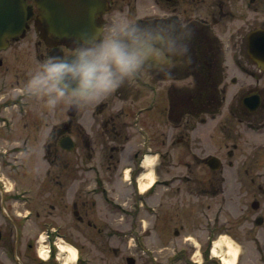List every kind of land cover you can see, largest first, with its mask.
Masks as SVG:
<instances>
[{
	"label": "rangeland",
	"instance_id": "obj_1",
	"mask_svg": "<svg viewBox=\"0 0 264 264\" xmlns=\"http://www.w3.org/2000/svg\"><path fill=\"white\" fill-rule=\"evenodd\" d=\"M127 1L128 0H117L113 9L117 10L121 7L124 9L132 8V3L128 5ZM221 1L227 4V8L224 9L227 11L226 14L232 13L235 15V18L229 22L227 17H223L222 21H227L225 26L219 25L220 23L215 26L219 33L223 34L224 38L228 36V31L230 29L234 30V28H237L241 24L240 20H243L244 17H247L248 21L251 22L247 31L263 25L264 0ZM244 4L248 6L246 10L243 8ZM152 8L153 7L149 5H144L142 8V5L139 4L138 9L144 11L148 9L152 10ZM108 17L118 20L115 23L116 25L111 27L112 29L116 28L118 30L122 25L123 15L115 11L110 13ZM214 17H219L217 6L214 9ZM206 20L208 23H211V18L207 17ZM246 32L242 36H246ZM145 54L146 59L144 62L147 63L149 57H153V55L152 52L148 51H145ZM25 56L23 65H16V67H22L23 69V71L20 70L18 73L23 72L22 75L25 78L26 90L28 93L27 105L29 122L26 128L22 127L20 122H18L16 128L8 131V136L6 135V131L0 127V150L8 151V153H4V156H0V177L3 179L5 185L4 188L1 189L6 190V192L14 188L18 189L19 187L21 191L24 189L29 191L27 194L30 198L29 201L14 206L15 208H19V212L21 213H25V210H30L32 213L30 214L29 224H26L24 228L28 234L22 237L21 233L17 243L13 238V226L11 225V227L8 221H5L3 215L0 214V264H14L9 254L8 259H6L1 252L4 248V240L8 238L9 241L10 234L12 247L15 250L17 249L20 254L24 248L23 245L28 242L29 239L41 233L44 228V226H42L44 221L54 222V224H58V226L61 225V230L65 231L69 238L77 243L83 244L84 248L82 247V250L89 253L88 257L91 264H126V257L128 256L134 257L135 264H189L187 257L193 254V251L200 250V244L201 251H205L208 247L209 243L206 238L199 239L198 237L199 231L202 232L203 226L206 225L207 221H210L213 225H210V227L212 231L214 230V235L221 232L220 236L227 235L228 238L233 240V244L237 247L238 252L237 264H264V226L258 230V244V242L252 241V234H249V229L253 224L249 223L244 218V211L250 200L248 196H245V192L247 191L246 184L248 181L245 170L247 167H249L248 170L254 168L252 164L257 163L254 159V162L250 164L249 161H245V156L248 145L261 144L264 134L260 131H252V133L247 130L244 113L239 109L242 105V98L248 94V91L253 89L259 91L258 89L264 86V81L261 80L264 79L263 72H259L256 66L250 65V67H248L249 73H240L233 65V67H231L229 64H226L227 67H225L226 70L224 71L225 75L223 81V84H228V99L226 102L229 103L226 105L236 107L237 110L236 113L231 115L232 118L228 116L223 117L221 113L219 115L220 117L216 114L214 119L208 115L204 117L207 122H214L217 120L226 122V126H223V130H217V132H213V135L212 124L204 128H199L200 120L197 119L198 114L196 115L199 105L195 99L199 94H202V92L198 93V91L208 90H204L202 84L197 83L193 77H188L181 82L173 83L165 80L153 81L147 70L150 66L141 67L137 71V73L142 75L139 77L142 80L141 83L132 77L121 85V88L127 89V92L124 93L126 94L125 96L122 94V96H116L114 91L98 103L94 102L87 104L89 108L93 109L95 105L97 106L100 103H104L106 106L103 109V117H101V119H106L109 115L116 116V129H120L119 131H121L122 134H128L136 143L142 141L139 132H133L129 127L127 130L126 127L129 124H134L139 121L140 124L142 123L145 125L144 128L146 132L150 130L153 133V147L163 152L167 150L170 153L169 160H165V163L163 162L158 173L159 176L170 179V188L162 189L159 187L156 191L157 196L152 199L150 197V200H152L151 203L153 205L156 203L164 205L163 210L169 209L171 214H165L166 218H162L164 212L162 213V211L159 210V206L157 207L160 213L159 218L144 215L143 218H145L146 222L143 223L140 229L136 221V231H140L138 233L140 239L138 251L134 248V242L128 240L127 235H122L120 240L110 237L109 233H114L115 230L113 226L119 227L116 226L118 223L117 219L101 213L102 211H100L99 206H91L92 199H87L89 194H85L86 187L89 185L91 186V184L94 185L93 179L91 178L93 176L85 172L88 169L87 164L90 162L99 167L103 176L109 179V183L118 179L119 173L117 171L108 170L106 167L108 163L105 162V160L110 153L108 147L117 145L122 142V140L119 139V142L111 143L109 139L110 134L108 133L110 126L103 128L100 124V117H98L97 125L92 124L89 126V123L87 124L86 131H84L83 138L89 142V149H84L82 141L78 139V134H76L73 137L76 142V148L74 150L71 152L58 150V154L62 158V164L68 163L69 167L64 169L63 172L60 167H50L42 159V155L45 154V150L43 151L41 148L42 137L47 136L46 133L49 130L47 126L50 123L52 125L58 121V124L54 127H60L63 121L69 119L68 115L65 113L69 104L62 102L58 104L54 111L47 107V95L29 87V81L40 71V63L35 60L34 51L30 44L29 48L25 50ZM158 63L155 69L164 70L165 68L163 67H165V64L161 61H158ZM9 75L10 73H8V77ZM233 78L236 79V83H231V79ZM208 83L210 84V80ZM171 85L190 89L189 92H187L189 113L185 115L174 104L171 117L172 123H170L167 118V106L169 102L168 89ZM150 87H154L158 91L155 97L149 95L148 89ZM193 92L198 93V95H194ZM215 95L217 97L218 93H215ZM117 97H121L122 100L124 99L126 101H119ZM176 100L177 97H174V103ZM205 102L212 103L213 100L211 98H205ZM137 105H139V107H144L145 110L143 112L144 114H142L141 117L139 116V120L135 121L133 116L136 114L134 113V109H136ZM208 105L209 104L204 103L200 106L207 108ZM147 106L149 111L146 109ZM194 107L196 108L193 109ZM46 124V127H42V125ZM165 125H167V127ZM36 126L39 130L36 129ZM192 126L195 128L191 131L190 127ZM229 127L236 133V138L232 141L226 139L224 135H227L228 132V134L232 136V131ZM168 128L171 129L172 139L171 142H169L170 147L168 146L166 149L162 146L161 141H163L162 133ZM76 130L78 132L81 131L77 125L74 124L73 134L76 133ZM155 134L159 135V137ZM25 138L28 139V142L23 143ZM15 144H23L24 147L27 148V153H23L20 148L11 150V146ZM233 144L237 145L236 149L232 148ZM199 147H202L204 152H199ZM229 150H233V156L231 158L227 155ZM19 151L22 153H19ZM204 153L215 155L221 161L220 171L216 172V175L213 177V171L203 162L202 157ZM90 154H93L92 161L88 159V155ZM15 157L18 159L15 160ZM257 159L258 170H261V158L257 157ZM230 161L233 163L232 166L228 165ZM10 165L12 167H10ZM47 168L53 173L52 176H47L45 174ZM58 172L61 173V176L55 178ZM221 177H225L226 182L222 183L220 181ZM55 180H59L62 185L58 186ZM236 181H239V183H236ZM218 184L221 185V192L212 197L211 192ZM69 187H71L72 190L66 192ZM201 187L204 189H200ZM99 188H102V183L99 184ZM73 189L78 190H76V198L74 197L73 193L75 190ZM198 189L204 193H197L196 190ZM58 191L59 194H57ZM191 192H195L197 195L193 196ZM1 193L5 194L4 200H6L5 207L7 212L10 213V217L15 220L18 228H20L21 226H19L17 220L19 217L15 213L16 210H14V206L11 207L8 202V194L4 191H1ZM85 195L87 197H85ZM223 196L227 197V201ZM145 200L146 203L149 204V200L147 198ZM75 201L78 205L76 208L72 206V203ZM86 204L90 205L89 209ZM81 205L89 211L87 217H90L89 219H91L95 227L93 225L87 226L85 221L79 222L77 217L72 215V211L75 209L78 213L83 212ZM216 205L220 206V216L219 214L213 216L215 214L213 209ZM129 207L130 204L127 208ZM132 209L133 210H129L130 213L136 210V208ZM180 209L186 210L185 216H180L179 212H176ZM146 210H149L148 206H145V210H141L140 215L145 214ZM35 212L39 213V219H35ZM138 218L137 216V219ZM216 218L219 220H216ZM128 219L131 221L130 215ZM150 220L154 221V223L152 224ZM183 221L184 227L182 225ZM130 227L131 225L127 222L123 225L121 231L124 233L125 231L132 230ZM174 230L178 231L177 235L173 234ZM185 236H191L192 242H187V244L184 240ZM218 236L219 234L215 237ZM227 237H224V239H227ZM193 245H196V247H193ZM182 248H184V251L181 250ZM153 250H160L158 252L160 258H154ZM196 251L195 253L197 255H195L197 257L194 256L193 260H200V257H198L199 253Z\"/></svg>",
	"mask_w": 264,
	"mask_h": 264
},
{
	"label": "flooded vegetation",
	"instance_id": "obj_2",
	"mask_svg": "<svg viewBox=\"0 0 264 264\" xmlns=\"http://www.w3.org/2000/svg\"><path fill=\"white\" fill-rule=\"evenodd\" d=\"M37 1L40 2V0H21L23 3V10L18 12L16 18V20L19 18V22L15 23L13 28L6 24L5 26H1V29L3 30V40L1 39L0 41V127L5 129L7 136L8 131L16 128V124L18 122H20L21 126L24 128L28 126L29 122L27 105L28 93L26 90L25 78L22 75L23 72L18 73L20 70L23 71V69L22 67H16V65H23L26 57L25 50L29 48V44L34 51L35 60L40 63V70H42L41 63L49 57L66 59L68 56L74 54L76 48H86L91 46L90 38L93 37V22L90 21V24L84 29L82 20H73L72 25L74 27L73 31H75V37L70 38V40H66L65 38L61 39L50 32L47 22L42 17L44 12H41L36 5ZM116 2L117 0H107L109 9L99 21V34L101 37L108 35V33L110 34L112 31L111 27L115 26V23L118 21L114 20L112 17H108V15L115 11L123 15V21L120 27H122L125 22L132 27H137L142 33L141 46L145 51L148 50L149 52H152L153 57H149L147 63L144 62L141 66H150L147 70L149 71L152 80H165L173 83L181 82L188 77H193L197 83L202 84V88L204 90H208L198 91L202 92V94L198 97L197 104L199 106L196 112V115L198 114L197 119L200 120L199 128H204L212 124V135L213 132L215 133L217 130H223V126H226V122H220L221 120L207 122L204 117L208 114L213 117L212 119H214V116L216 114L219 116L220 113L223 117H231V115L236 113V107L231 105H222V103L225 102L226 95L228 96V84H223L225 75L224 71L226 70L225 67H227L226 64H229L231 67L234 66V68L240 73H249L248 67H250V65L255 66L254 62L247 57L245 52L247 34L251 31V29L247 31L251 25V22L248 21L247 17L240 20L241 24L237 28H234V30L230 29L228 31V36H225L224 38L223 34L219 33L215 26L219 23V25L225 26L227 21H222L223 17H227L229 22L235 18V15L232 13L226 14L227 11L224 9L227 8V4L223 3L221 0H128L127 4L130 5L132 3V8L124 9L121 7L117 10L113 9ZM139 4L142 5V8L144 5H149L153 8L152 10L148 9L141 11L138 9ZM6 5H8V2L7 4H0V7L3 8ZM216 6L219 12V17H214V9ZM247 7V4L243 5L245 10ZM2 12L8 14V6L5 10H2ZM81 13L82 12H80V14ZM207 17L211 18V23L207 22ZM5 23L8 24V20L7 22L5 21ZM19 23H21V31L13 34L12 31L14 27H16ZM262 24L263 25L261 26L264 28V20L262 21ZM78 26H80V28H78ZM245 32L247 33L246 36H242ZM96 42L99 41L97 40ZM158 61L165 64V67H163L165 68L164 70L155 69L156 65L159 64ZM8 73H10L9 77ZM140 75L141 74L136 73L133 79L141 83L142 80L139 78ZM209 80L210 84L208 83ZM261 80L264 81V79ZM231 83H236V79H231ZM261 89H258L259 91L256 89L250 90L248 91V94L245 95H256L258 97V106L255 107L253 111H249L244 105H241L239 109H241L244 113L247 130L251 132L260 131L264 134V86ZM189 90L190 89L183 87H175V85H171L168 89L169 102L167 106V118L170 123H172L171 117L174 104L185 115L189 113L187 95ZM126 92L127 89H123L120 86L114 93L116 96H125L126 94L124 93ZM157 92L158 91L154 87H150L148 89V93L151 96L155 97L158 94ZM215 93H218L217 98L220 96L221 100H218L216 96L214 97ZM205 94L213 95L214 98H212V103L205 102ZM174 97H177L175 103ZM117 99L119 101H126L124 99L122 100L121 97H117ZM204 103L209 104L207 108L200 106ZM139 105L137 106L139 107ZM105 106L106 105L104 103H100L97 106L95 105L92 109L89 108L88 105L77 106L69 104L65 111V113H67L69 107L71 108L73 114L69 120L63 121L60 127L52 126L58 124V121L52 125L51 123L48 126L47 124L42 125V127L47 126V129L52 128V131L48 134V136L41 141L42 145L46 146V156L50 167H60L62 172L64 169L69 167L68 163L62 164V158L57 152L59 149V141L67 134L71 137L78 134L77 137L82 141L84 149H89V142L83 138L85 133L84 131H86L87 124L89 123V126L92 124L97 125L98 117H100V124L103 128L110 126L108 133L110 134L109 139L111 143H116L122 140V142L117 145H111L108 147L110 153L105 160V162L108 163L106 166L107 169L117 171L120 174L124 167L133 166L134 163L136 164L134 167L137 173H139L141 168L140 160L142 157L140 143H136L135 140L132 141L128 134H122V132L119 131L120 129H116V116L114 117L109 115L107 118L105 117L106 119H101V117H103L102 113ZM137 106L136 109H134V112L138 109ZM195 108L196 107L193 109ZM146 109L149 111L148 106ZM74 124H76L81 130L79 132L76 130L75 134H73ZM141 125L145 127L144 124L141 123ZM165 126L167 127V125ZM128 127L131 129V124L127 125V130ZM194 128V126L190 127L191 131L194 130ZM36 129L39 130L37 126ZM229 129L232 131L230 127ZM170 130L171 129L168 128L164 131V133H162L163 141H161V144L165 148L168 146L170 147L169 142H171L172 139ZM148 134L149 141H147V143L150 146V150L157 152L159 155L160 162L157 167H155V170L159 172V168L163 165V162L165 163V160H169L170 153L167 150L163 152L162 150H158L153 147V133L149 130ZM155 135L159 137V135ZM224 135L226 139L231 141L236 138V133L234 131H232V136L231 134H228V132L227 135ZM25 142H28V139L25 138L24 143ZM75 148L76 142L74 143V149ZM232 148L236 149L237 145L233 144ZM247 149L245 161H249L250 164H252L255 159L258 163L257 157L261 158V170H258L257 163L252 164L254 165V168L252 169L255 170H248L249 167L245 170L246 177L248 178L245 196H248L250 200L244 211V218L246 221L253 224V226L249 229L251 232H249V234H252V241L254 240L255 242H258V230L264 226V138H262L261 144L251 146L248 145ZM198 150L199 152H204L202 147H199ZM203 155V162L207 165L210 157H216L215 155L206 153ZM227 155L231 158L233 156V150H229ZM92 158L93 154L88 155V159H90V161L93 160ZM232 164L233 163L231 161L228 163L229 166H232ZM219 171L220 169L211 172L216 175L215 173ZM85 172L90 174L92 169H87ZM47 174L52 176L53 173H51V170L48 169ZM60 176L61 173L58 172V174L55 175V178H59ZM162 180L164 185L169 184L167 178ZM58 181L55 180V183L58 186H61L62 184ZM236 183H239V181H236ZM220 190L221 186L219 184L216 189V193L218 191L220 192ZM196 191L200 193L199 190ZM216 193L213 192L211 195L215 196ZM4 197L5 195H3V198L0 201V208L6 203ZM18 201L19 200L15 195H8V202L10 204ZM72 206L76 208V206H78L77 202H73ZM159 206L160 205H158V207ZM81 207L83 210L82 213H78L77 210L75 212L77 220L79 222L85 221L88 226L92 225L87 217V209L83 208L82 205ZM35 216L36 218L40 217L38 212H35ZM8 220L11 221V219ZM10 238L11 234L9 241L8 238L4 240V250L1 252L4 254L6 259H8V253H10V259L14 262V264H61L56 262L55 253L52 254L47 263H44L37 257L36 237L29 239L28 242L23 245L24 248L20 254L17 249L14 250L12 247Z\"/></svg>",
	"mask_w": 264,
	"mask_h": 264
},
{
	"label": "clouds",
	"instance_id": "obj_3",
	"mask_svg": "<svg viewBox=\"0 0 264 264\" xmlns=\"http://www.w3.org/2000/svg\"><path fill=\"white\" fill-rule=\"evenodd\" d=\"M141 35L126 22L108 35L97 34L90 38L91 46L75 49L72 60H44L29 87L46 94V105L53 111L62 102L77 106L98 103L141 68L146 59Z\"/></svg>",
	"mask_w": 264,
	"mask_h": 264
},
{
	"label": "water",
	"instance_id": "obj_4",
	"mask_svg": "<svg viewBox=\"0 0 264 264\" xmlns=\"http://www.w3.org/2000/svg\"><path fill=\"white\" fill-rule=\"evenodd\" d=\"M7 2L8 5L4 6L3 8L0 7V40L3 37V30L1 29V26H5L6 24L9 27L13 28V25L19 22V18L18 20H16L18 12H21L23 10V3L21 2V0H0V4H7ZM48 3H50V6L47 9L51 10L48 14V19L51 20V30L53 33H55V35H57L58 37L66 38V40H70V35L72 34L74 28L72 25V20H79V12H87L82 16V19L87 16L88 19L91 18L93 21H95V19L104 12L103 2H100L98 0H49ZM7 6L8 14L2 12V10H5ZM46 6H48V4L44 5V7ZM89 10L92 11V13H90ZM7 20L8 24L5 23V21L7 22ZM20 26L21 23L17 24L16 27H14L13 31H11L13 33L17 32L18 29L21 28ZM248 46L249 53L253 58H264V31H254L249 36ZM72 59H74V57L69 60ZM260 66L264 67L263 64H261Z\"/></svg>",
	"mask_w": 264,
	"mask_h": 264
},
{
	"label": "bare ground",
	"instance_id": "obj_5",
	"mask_svg": "<svg viewBox=\"0 0 264 264\" xmlns=\"http://www.w3.org/2000/svg\"><path fill=\"white\" fill-rule=\"evenodd\" d=\"M152 164H153V162H151L150 158H147V160L143 162V165L146 168V170L147 169L149 170V167H151ZM144 177H145L144 174L141 175V179L140 180L142 181V188L145 187L146 183L150 182L149 179H148V182L144 181L145 180ZM223 241H224V244L226 246V251H225L226 254H224V253L221 254L222 253V242L220 240H218V241H216L214 243V246L212 247V253H213V255H219V258H220L222 264H234L235 260H236V257H237V251H236L235 247L232 245V243L229 240L223 239ZM60 248L62 250L63 249L69 250L70 253H72L71 259L72 260L74 259L75 251H74V249L71 246H69V245L68 246L67 245H61ZM43 256H45V255H43Z\"/></svg>",
	"mask_w": 264,
	"mask_h": 264
}]
</instances>
